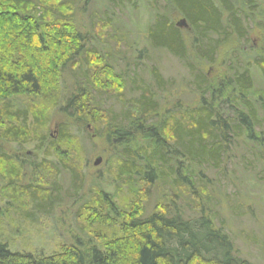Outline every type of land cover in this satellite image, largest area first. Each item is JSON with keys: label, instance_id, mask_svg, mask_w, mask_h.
Masks as SVG:
<instances>
[{"label": "trees", "instance_id": "obj_1", "mask_svg": "<svg viewBox=\"0 0 264 264\" xmlns=\"http://www.w3.org/2000/svg\"><path fill=\"white\" fill-rule=\"evenodd\" d=\"M138 1L107 0L90 30L76 17L84 18L86 7L99 0H87L80 14H74L72 0H0V142L21 147L50 141L51 115L66 118L51 147L52 166L0 150L1 195L26 210L45 212L41 201H52L51 180L69 174L81 186L75 158L80 142L72 132L90 125L114 149L109 180L126 186L129 196L117 203L119 188L108 194L92 184L73 217L86 243L60 241L45 255L6 245L0 222V264H251L214 224L217 211L206 213L204 204H216L215 193L223 200L216 187L229 176L234 190L243 188L246 176L264 180V0H148L150 6L143 7L151 18L133 29V21L125 25L123 18L137 13ZM139 30L142 38L135 35ZM106 38L128 49L140 40L138 53L164 54L189 73L198 70L191 76L194 101L175 100L169 111L161 101L168 91L179 93L176 87L153 67L146 80L136 73L126 80L111 62ZM208 67L222 72L207 78ZM66 72L72 73L68 95ZM102 99H114L117 114ZM236 157L238 164L231 163ZM25 167L30 178H42L44 190L35 196L29 184L16 185ZM149 188L154 207L146 212ZM186 196L191 202L182 199ZM20 215L26 220L23 211Z\"/></svg>", "mask_w": 264, "mask_h": 264}, {"label": "rangeland", "instance_id": "obj_2", "mask_svg": "<svg viewBox=\"0 0 264 264\" xmlns=\"http://www.w3.org/2000/svg\"><path fill=\"white\" fill-rule=\"evenodd\" d=\"M86 1L87 0H72L74 14H80L83 6L87 4ZM147 2L148 0L143 2H141V0L138 1V7L141 8L132 16H127L126 14L125 18H123L125 25L127 24V20L133 21V25H128L133 29H135L137 25H139V27H144L145 24H147V21L151 18V15H149L151 14L150 11L144 12L146 9L143 6H147V8L150 6V3L148 4ZM160 2H155L153 5L157 7ZM98 3H92L91 6L88 5L86 7V11L82 13L85 14L84 18L81 14L77 15L76 21L80 22V26H83L84 29L88 28L92 30V24L98 23V18L103 17L102 8L103 6H107L108 2L107 0H99ZM129 7L130 5H126V8ZM112 10L119 13V9L117 8H112ZM88 15L91 16V20L88 19ZM127 17H129V19ZM179 21V19H176V24ZM115 24H117V22ZM184 29L186 28H180L182 31ZM135 35H139V37L142 38L143 34L142 31L139 30L138 33L135 32ZM105 40V45L108 46H102L108 47V51L112 53L110 57V59H112L111 62L115 64L116 70L123 73L125 72L127 76L126 80L131 79L134 73H136L138 79L146 80L148 72L151 71L152 67L158 69L159 74L164 79H169L168 86L172 85L179 91V93L176 91H168L164 94L161 102L169 111H171V105L175 103V100L185 105L194 101L195 97L192 94L194 87L191 76L197 73L198 70L189 73L187 68L183 67L175 58H171L164 54L160 56L138 53L142 50L139 44L142 43L140 40L137 41L138 46L133 49L126 48L124 43L117 45V48L116 41L114 42L110 38H106ZM251 41L256 42V44L259 43L256 36H252ZM96 43L101 45L99 40H97ZM129 45H132L130 41ZM103 53H106V51ZM145 72H147V74ZM219 72L222 71L217 67H208L205 69L207 78H215L216 74ZM71 78V72H66L64 77H62L64 95H68L72 88L71 83H69ZM127 91L128 87L125 92ZM102 102L105 104L104 107L106 109L112 107L113 113L117 114L119 104H115L114 99H106L105 101L102 99ZM50 118L51 121L47 125V129L49 130L47 135L50 141H45L44 139L40 144L29 142V144L21 147L16 144H4L0 142V150L4 153L9 152L10 154H17L26 163L36 160L38 163L47 162L48 165L50 164V166H52L51 164H53V162L56 163V158L50 155L51 147L52 145L58 144L56 140L59 135L58 127L60 124L66 122V118L61 117L58 113H53ZM72 133L73 135L74 133H78V138L76 136L75 138L78 144L80 142L78 147L81 154H77L75 158L79 163L78 168L81 171L80 173H82L81 186L77 183L74 184V180L69 174H62L61 177L58 175L56 180L53 181L48 171L42 170V174L46 175V181L51 180L50 183L54 184L52 186L53 188L50 189L52 201H50V199L41 201V206L46 210L45 212H38L36 209L26 210L23 205H17L10 199H6L1 195L3 194V187L5 185L0 178V207L5 216L0 222L6 228H4V230H6L4 232L6 235L2 241L6 243V245L13 247V250L20 253L31 254L40 252V254L45 255L53 251L55 248L54 245L60 241L64 242L65 245H76V242L79 241L81 244H85L84 235H82L81 230H77V223L73 217L79 206L90 197L91 194L89 195V193H91L92 184L100 185L102 190L108 194H113L117 188H119L121 196L115 197L117 203H120V200H124L125 197H129L126 186L121 183L117 185L113 183L111 179L109 180V173L114 164V149L107 146L106 139L99 137L104 134H102V132H96L94 127L90 125L87 126L85 131H77L76 128H73ZM57 149H59L58 146ZM60 151H62L61 147ZM98 157L101 159V163L97 167H94V160ZM230 162L238 164L237 157ZM229 164L230 163L227 165L228 169H233L234 167ZM26 167L22 174V179H20L16 185L25 187L26 184H29L31 186V193L35 196L44 190V187L40 186L42 178L38 179V177L36 178L35 176L30 178ZM239 173L240 172L236 173V175L239 176ZM211 177V175H208V178ZM245 179L246 182L243 183V188L240 187L235 190L232 188V179L230 176L227 182L219 181V183H217L218 188L216 187V189L221 192L218 191L221 197H223V200L221 201L219 199L220 196H217L218 193H215L218 200L216 202L213 200V197L212 200L216 202V204H212L209 200L210 203L208 205L204 204L205 212L208 213L206 209H210L212 214H215L217 211V218L214 224L216 226H222L224 232L230 236L239 258L251 264H264V180L260 178H251L249 176H246ZM226 183L228 185L225 187L224 185ZM250 186H252V189H250ZM146 193H148L149 199L143 205L146 207V212H150L154 207L153 197L155 193L152 188H149ZM182 199L186 202L188 201V203L191 202L189 196ZM21 211H23L26 220H23L21 217ZM186 215L189 216L188 214ZM86 247L87 246H83L84 249H86ZM9 250L13 251L10 248Z\"/></svg>", "mask_w": 264, "mask_h": 264}, {"label": "water", "instance_id": "obj_3", "mask_svg": "<svg viewBox=\"0 0 264 264\" xmlns=\"http://www.w3.org/2000/svg\"><path fill=\"white\" fill-rule=\"evenodd\" d=\"M176 26L178 27V28H186L187 27V24H186V22L182 19V20H180L177 24H176ZM95 162H94V164H93V166L94 167H97L100 163H101V159L98 157V158H96L95 160H94Z\"/></svg>", "mask_w": 264, "mask_h": 264}]
</instances>
